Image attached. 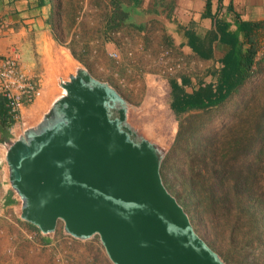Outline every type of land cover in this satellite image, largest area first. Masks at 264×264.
I'll list each match as a JSON object with an SVG mask.
<instances>
[{
	"label": "rangeland",
	"instance_id": "obj_1",
	"mask_svg": "<svg viewBox=\"0 0 264 264\" xmlns=\"http://www.w3.org/2000/svg\"><path fill=\"white\" fill-rule=\"evenodd\" d=\"M118 1L126 15L118 27L107 30L105 21L112 9L111 0H48L44 96L35 114L25 116L23 125L32 127L42 118L52 103L48 96L56 95L61 79H66L77 67L89 69L90 74L112 85L124 97L130 108L129 120L140 132L158 136L169 145L161 166L162 177L198 233L226 264H264V236L256 234L258 226L250 223L236 203L229 211L219 203L213 221L209 216L204 222L199 221L196 214L200 209L188 203L186 190L192 173L198 181L212 180L209 177L212 158L198 151L199 142L208 138L214 141L216 161L227 160L234 165L237 159L246 160L249 156L245 149L238 151L232 147L238 133L237 122L254 119L264 108V33H259L261 68L254 70L222 104L184 113L187 128L177 138L180 118L171 106L170 79L191 74L194 67L198 69L204 64L200 61L189 64L188 58L193 59L189 53L160 38L155 32L159 22L150 17V10L133 7L132 0ZM112 50L117 51L118 57L110 55ZM259 173L258 187L264 198V163ZM7 175L0 170V264H115L99 234L78 238L67 233L60 222L54 233L45 235L23 220L20 200L11 185L6 186L7 190L1 186ZM9 193L17 200L12 206L5 203ZM213 223L214 234L208 230Z\"/></svg>",
	"mask_w": 264,
	"mask_h": 264
},
{
	"label": "water",
	"instance_id": "obj_2",
	"mask_svg": "<svg viewBox=\"0 0 264 264\" xmlns=\"http://www.w3.org/2000/svg\"><path fill=\"white\" fill-rule=\"evenodd\" d=\"M60 88L5 151L20 217L45 235L60 222L99 234L115 264H226L163 180L169 145L138 130L119 91L83 67Z\"/></svg>",
	"mask_w": 264,
	"mask_h": 264
},
{
	"label": "trees",
	"instance_id": "obj_3",
	"mask_svg": "<svg viewBox=\"0 0 264 264\" xmlns=\"http://www.w3.org/2000/svg\"><path fill=\"white\" fill-rule=\"evenodd\" d=\"M111 4L112 9L105 21L107 30L118 27L126 15L118 0H111ZM228 26L227 22H215L214 27L202 38L193 31L187 30L188 44L199 56L213 57L214 40L228 44V48L220 55L221 64L216 72V80L207 77L208 74L200 76L196 85H193L187 75H181L180 81L177 77L170 79L173 96L171 106L180 118L177 138L181 137L183 130L187 128L184 113L195 108L208 109L222 104L242 87L254 70L261 68L263 59H258L259 33H264V19L252 22L240 21L233 31H229ZM239 31L244 33L242 39H239ZM209 72L215 74L214 69ZM14 122L6 98L0 94V132L3 141L10 137L9 129ZM235 129L238 133L234 137L232 148L238 151L245 149L249 156L246 160L237 159L234 165L227 160L216 161L214 141L208 138L204 142H199L196 147L198 151L203 154L208 153L212 158L209 171L212 180L198 181L194 173L190 174L186 182L187 194L191 200L188 203L199 207L196 217L203 222L208 216L213 221V213L219 203L227 211L236 203L239 210L248 216L250 223L258 226L255 230L256 234L262 237L264 236V198L259 192L258 176L264 163V108L254 119H241L240 123L237 122L235 125ZM219 192L222 194L219 195ZM14 201L11 196L6 200L8 203ZM31 226L39 230L35 225L31 224ZM213 229H215L214 223L208 227V230L214 234ZM45 241L49 240L45 238Z\"/></svg>",
	"mask_w": 264,
	"mask_h": 264
},
{
	"label": "crops",
	"instance_id": "obj_4",
	"mask_svg": "<svg viewBox=\"0 0 264 264\" xmlns=\"http://www.w3.org/2000/svg\"><path fill=\"white\" fill-rule=\"evenodd\" d=\"M47 3L48 0H0V55L18 51L21 67L29 76L40 77L44 90L47 74L44 50ZM131 5L151 11L150 17L159 22L156 29L154 28L155 32L160 38H166L170 46L189 53V57L193 58L192 60L188 58L189 64L192 62V65L194 61L204 64L198 69L194 67L192 73L187 75L193 85H196L200 76L204 74L216 80V72L221 64L220 55L227 50L228 44L214 40L213 57L204 58L195 53L188 44L187 30L193 31L202 38L214 27L215 22H227L228 30L233 31L240 21L252 22L264 19V0H132ZM238 36L242 39L243 31H239ZM85 69L90 73L89 69ZM211 69H214V75L209 72ZM177 78L181 80V77ZM49 96L52 102L57 94L52 98ZM40 100L23 106V120L25 116L31 117L30 115L35 114ZM0 138L2 139L1 154L3 151L1 132ZM10 196L15 200V196L11 193L6 196V200ZM5 203L12 206L17 200Z\"/></svg>",
	"mask_w": 264,
	"mask_h": 264
},
{
	"label": "built area",
	"instance_id": "obj_5",
	"mask_svg": "<svg viewBox=\"0 0 264 264\" xmlns=\"http://www.w3.org/2000/svg\"><path fill=\"white\" fill-rule=\"evenodd\" d=\"M19 52L15 51L8 55H0V94L7 100V107L15 122L10 127V137L1 143L2 153L0 154V170L8 174V165L5 160V151L8 145L17 138L25 135L26 126L23 124L22 108L40 100L44 95L41 78L29 76L21 67ZM110 55L118 57L115 50ZM24 126V127H23ZM23 127V128H21ZM1 186L4 189L10 187L8 175L5 176Z\"/></svg>",
	"mask_w": 264,
	"mask_h": 264
},
{
	"label": "bare ground",
	"instance_id": "obj_6",
	"mask_svg": "<svg viewBox=\"0 0 264 264\" xmlns=\"http://www.w3.org/2000/svg\"><path fill=\"white\" fill-rule=\"evenodd\" d=\"M56 94H59L60 93V91H61V88H60V86H58V88H56ZM163 136L164 137H167L165 134H163Z\"/></svg>",
	"mask_w": 264,
	"mask_h": 264
}]
</instances>
